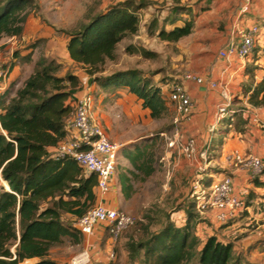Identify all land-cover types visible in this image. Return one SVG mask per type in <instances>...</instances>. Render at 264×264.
Here are the masks:
<instances>
[{
	"label": "trees",
	"instance_id": "obj_1",
	"mask_svg": "<svg viewBox=\"0 0 264 264\" xmlns=\"http://www.w3.org/2000/svg\"><path fill=\"white\" fill-rule=\"evenodd\" d=\"M34 0H0V42L4 38L20 37L24 32V12ZM149 7L143 0H124L106 5L90 16L85 24L67 33L65 49L70 59L86 72L85 78L62 74V64L55 59L42 58L34 73L23 87L11 96L10 89L0 97V264H59L50 259L51 249L68 238L81 242L82 235L65 224L64 216L82 217L100 202L97 193L98 176L87 174L71 157L56 159L53 149L71 138L69 121L75 115L78 94L84 81L105 92L128 91L149 111L150 120H160L170 112V81L157 79V74L138 70L116 71L104 75L110 63L118 61V47L129 37L142 30L141 14ZM186 9L172 8L168 22L173 26L161 27L159 37L168 43H177L194 33L195 24L183 21ZM189 14V13H188ZM177 16H180L179 19ZM157 19L148 26L155 34ZM126 52L145 59L155 54L143 45H129ZM254 77V71L246 70ZM248 103L255 108L264 107V77L254 84L243 86V96L235 101ZM238 115L235 125L241 128L248 119ZM124 149V148H122ZM133 167L145 178L155 173L154 156L148 146L128 153ZM135 171L120 175L123 193L130 198L132 182L139 178ZM261 176H264V171ZM260 176V177H261ZM252 181L256 188L264 187L263 180ZM8 183L7 190L2 182ZM208 188L212 179H203ZM189 186V185H188ZM187 197H190L188 194ZM186 197V198H187ZM256 193L250 191L246 199L252 207ZM263 203H264V196ZM184 214L185 220L170 218L157 233L142 241L128 245L129 254H142L140 264H255L235 251V240L219 233L225 225L213 227L212 233L203 231L197 202L184 201L171 213ZM222 224V223H221ZM105 236H107L105 234Z\"/></svg>",
	"mask_w": 264,
	"mask_h": 264
},
{
	"label": "rangeland",
	"instance_id": "obj_2",
	"mask_svg": "<svg viewBox=\"0 0 264 264\" xmlns=\"http://www.w3.org/2000/svg\"><path fill=\"white\" fill-rule=\"evenodd\" d=\"M122 1L124 0L118 2L113 0H34L32 6L24 12L26 20L23 34L20 37L4 38L0 42V67L9 72L6 90L10 89L11 96H13L16 91L21 89L25 81L34 73L36 63L42 58H52L62 64V74L80 72L81 77L85 78L86 72L84 69L72 65L70 58L59 49L64 50L63 44L68 39L67 33L85 24L90 16L106 5H114ZM143 1L148 3L149 7L141 14L142 30L138 35L129 37L119 45L117 50L118 61L108 64L107 72L104 75L128 70H138L148 74L156 73L157 79L165 78L171 82L165 89L168 91L175 84L185 86L183 76L187 72L199 73L200 67L205 64L204 57L208 56L211 57L212 64L208 66L209 75L205 76L204 74L203 77L211 80L213 78L212 70H217L221 64L218 57L220 49H224L230 41L236 39L230 34L232 31L231 26L227 30L224 25L219 24L225 23L223 21L224 17L222 12L217 11V6L212 3L213 0ZM172 8L187 9L189 14L186 12L181 16L183 17L181 19L183 21L192 20L196 27H200L199 31L177 43H168L161 40L159 37L160 28L165 27L166 30H170L174 26L166 20L170 17ZM179 17L177 16L178 19ZM245 18L250 19L249 15L240 19L238 21L240 27H243ZM155 19L159 21V26L155 34H151L148 31V26ZM241 20H243L242 23ZM251 25L260 27V35L257 38L259 39L264 33V21L255 19V23ZM215 29L218 30V33L212 32ZM227 32H229V36ZM129 45H143L154 52L155 56L151 59H145L138 55H130L125 50ZM234 61L238 60L234 59ZM246 74L244 71L245 76ZM84 82L86 83V81ZM244 84H253L252 77L249 76L247 82L237 83L235 81L234 84L231 83L230 85L233 103L230 112L233 116H227L220 123H217L216 117H214L216 112L211 111L214 120L212 125L205 126L206 132L204 134H201L199 124H203L204 117L207 116L208 108L205 101L208 93L202 92L200 96H192L194 105L193 121L189 125L182 126L181 138L184 146L192 138L196 141L194 151L196 162L194 165L187 160L181 146L173 144L174 121L177 116L174 105H170V112L164 118L150 120L149 115L141 118L137 112L136 114L133 112L134 102H131L132 107L129 108L128 113H123L121 110L122 104L127 106V102H119L115 97L111 98L112 102V100H109L112 97L109 93L110 96L107 99L111 106L105 104V112L115 119L114 127L112 126L113 134L117 139H120L121 143L129 142L124 144L125 147L123 148L130 153L137 151L138 147L148 146L149 152L154 156L156 170L149 178L138 174L139 178L133 180V198L128 201L122 200L119 206V210L132 216L135 223L126 229L117 241L115 245L117 260L114 264L142 263V254H129L128 245L136 244L149 235L157 233L169 218L177 222L185 220L184 214L172 215L171 213L184 201L192 199V193L196 191L194 188L196 180L200 181L201 178L202 180L212 179L214 182L226 176L233 178L234 181L236 177H239L242 188L241 197L247 199L250 190L254 189L253 184L250 188L247 187L252 181L247 180L248 177H241L246 175V172L243 171L245 169L230 166L226 163V155L237 151L234 150L237 145L240 146L246 143L249 147L254 142L259 145L260 140L253 139V128H257L261 133L264 131L261 127L254 126L251 120L249 123L241 122V128L235 125L238 115L244 114L247 118L250 116L248 112L250 107L247 102L235 101ZM187 87L192 94L196 93L193 92L190 85H187ZM101 91L99 90V92ZM91 94L94 98L93 115L95 120L103 125L99 117L95 115L97 94L93 91H91ZM129 115L132 118H129ZM224 123L225 125H222ZM104 129L109 135L107 129ZM111 141L118 143L113 138ZM261 142L264 143V134ZM242 147L241 152L244 156L251 154L249 148ZM260 158L264 159V156ZM117 167L124 170L128 169L127 167L133 169L131 162L122 155L121 151ZM200 167L204 170L200 171ZM233 173L241 176H235ZM118 176L117 171L115 180L116 178L118 180ZM2 185L4 186L3 183ZM188 194L190 197H187ZM262 196L264 194H257V198L249 211H244L230 222L221 224L225 226L219 231L226 239L235 240L237 244L235 251H239L243 259L255 264H264V203L262 202ZM107 198L108 196L104 198V201ZM199 215L203 221L199 224V228L203 231L208 229V233L211 234L212 228H216L218 225L213 221L215 218L214 213L208 211L204 214L199 213ZM65 217L66 215L64 216L65 224H68L74 230V220ZM81 239L79 243L66 238L62 244L51 249L50 259L57 261L59 264H72L74 258L81 255L88 248L91 255L93 254L92 264H99L96 261L95 254L99 251L106 253L108 246L105 227L100 224L95 228L94 236L91 238L89 245L91 248L87 246L83 236ZM196 262L197 260L194 259L189 264H195Z\"/></svg>",
	"mask_w": 264,
	"mask_h": 264
},
{
	"label": "built area",
	"instance_id": "obj_3",
	"mask_svg": "<svg viewBox=\"0 0 264 264\" xmlns=\"http://www.w3.org/2000/svg\"><path fill=\"white\" fill-rule=\"evenodd\" d=\"M254 2L255 0H242L238 11V21L252 12ZM234 29L236 39L218 53L220 60L225 62L228 67L232 65L234 59L244 66L247 59L255 54L257 38L260 35V27L257 25L245 27L235 25ZM237 40L239 41L237 42ZM8 74V71L0 67V97L7 88ZM183 81L218 92L221 102L217 106L215 114L217 123L227 116H233L230 112L233 105L231 89L225 80H207L196 73L187 72L183 76ZM88 86L87 81L84 82L83 90L77 97L75 115L68 123V128L72 133L71 138L61 143L52 152L56 159L73 158L87 174L95 173L98 176L97 193L100 202L82 217L75 218L73 228L84 237L87 246H89L95 228L102 224L105 227V234L108 236L107 251L106 253L97 252L95 258L99 264H114L117 260L115 245L122 233L134 225L135 219L104 203V198L110 194L111 186L115 180L119 153L123 145L112 142L103 126L95 120L93 115L94 98ZM168 100L175 106L177 112L174 121L173 144L181 146L187 160L194 165L196 162L194 155L196 141L192 138L184 146L181 138L182 126L189 125L193 121L192 97L184 85L175 84L169 92ZM250 116L256 125L264 126L257 114L250 113ZM226 162L230 166L250 170L252 179L260 177L264 171L263 158L252 154L244 156L240 151L228 153ZM199 169L200 171L204 170L201 167ZM5 183L7 186L4 185V187L10 190L8 183ZM194 188L196 191H193L192 199L197 202L198 212L204 214L212 211L214 219L218 223L226 224L240 213L251 209L247 206L246 199L236 194L234 181L231 177L224 176L217 179L208 188L202 184L201 178L200 181L194 182ZM92 258L93 254L91 255L87 248L81 255L74 258L72 264H92Z\"/></svg>",
	"mask_w": 264,
	"mask_h": 264
},
{
	"label": "crops",
	"instance_id": "obj_4",
	"mask_svg": "<svg viewBox=\"0 0 264 264\" xmlns=\"http://www.w3.org/2000/svg\"><path fill=\"white\" fill-rule=\"evenodd\" d=\"M204 2H206V1H204ZM241 2H242V0H213L212 1V3L217 6V11L219 10L220 12H222L223 17H224L223 18L224 20L223 19L222 20L226 23V24L225 23L224 24L223 23H219V24L224 25L225 29H227V30H228V27L231 26L230 29L232 31H231L230 34L233 37L236 35L234 26L235 25H240V24L237 23L238 22L237 18H238V11L240 9ZM234 5L236 6L235 8H234ZM249 17H250V19H248V18L244 19L243 27L250 26L252 23H255V19L264 21V0H255L252 12L249 14ZM242 21L243 20H241V23H242ZM199 28H200L199 26L196 27V25H195L194 32H198ZM212 32L218 33V30L215 29V30H212ZM227 35L229 36V32H227ZM66 42L67 41H65V43L63 44L64 45V47H63L64 50H61V49H59V50L62 51L63 53H65L70 58L68 52L65 49ZM54 51H55V49H54ZM204 58H205V62H204L205 64H203L200 67V69H199L200 72L196 73V74H198L200 76H203L204 74H205V76H208L209 75V67L208 66H210V64H212L211 59H210L211 57L205 56ZM70 62H71L72 65H76L71 59H70ZM241 64L242 63H240L238 61H234L232 63V65L230 67H228V65L225 62L221 61V64H220L219 68L217 70L216 69L212 70V74H213V78L212 79L213 80H225L226 83L229 84V86L231 85V83L234 84L235 81L237 83H239V82L242 83V82H245V81L247 82L248 79H249V76H247V75L245 76L244 75V71L246 72V70H250L252 72L254 71V73H255V76L252 78V83L254 85L259 83L262 80V78L264 77V33L257 40L256 48H255V54L253 55V57L248 59L247 62L244 63V66L241 65ZM192 73H194V72H192ZM75 74H77V75L80 74L79 76H82L80 72L75 73ZM185 83H186L185 87L189 91L191 97L193 95H194V97L195 96H200L202 94V92H207L208 93L207 94V100L205 101L206 102V106L208 108L207 116L204 117L205 120H204L203 124H199V128L201 130V134H204V132H206L205 126L210 125V124L212 125L214 117H215V116L212 117V114L210 112L211 111L212 112H214V111L216 112L217 106L221 102V98H220V96H219L217 91H212V90H209V89L204 88V87H198V86H196V85H194L192 83H188V82H185ZM187 85H190L192 87V89H193V92H196V93L192 94V92L188 89ZM244 85H247V84H244ZM244 85H242V87ZM242 87H241V92L237 94V96H239V97L243 96ZM89 90L93 91V92H96V94H97L96 103H95V115L97 117H99L100 122L103 124L102 126L107 129L110 138L112 137L118 143H121V141H120V139H117V137L113 134V131H112V129H113L112 126L114 127L115 119L112 118L111 116H109L105 112V108H106L105 104L111 106V104H109V100H112L111 98L115 97L119 102L120 101H126L127 102V106L128 107L125 106L124 104H122V109L121 110H122L123 113H126V112L128 113L129 108L132 107L131 106V102H134L135 103V106H134L135 108H134L133 112L135 114L137 112L139 114V117H141V118L144 117V116L147 117L149 115V111L144 110L141 107L140 103L137 101V99L135 97H133L132 95H129L128 91L125 90V89H121V90H118L116 92H105L103 90L101 91V88H99L98 86H90V84H89ZM99 90L101 92H99ZM238 90L240 91V88ZM109 93H110V95L112 97H110V99L108 100L107 98H109V96H110ZM192 100H193V98H192ZM244 101H246L247 104L250 107V109H248L249 110L248 112L251 113L252 115L253 114H257L260 117V119L263 122V124H264V107L255 108V107H253L252 105H250L248 103L247 99H245ZM112 102H113V100H112ZM116 103H118V102L116 101ZM240 115H243L242 117L245 118V119H248L249 122H250V120L253 122L251 116H249L247 118L244 114H240ZM130 117L132 118V116L129 115V118ZM144 119H146V118H144ZM253 124L256 127H261L262 129H264V126L256 125L254 122H253ZM222 125H225V123L222 124ZM252 133H253L252 134L253 139H256V141L260 140L259 145L255 144V142H254L253 145L248 147V145H246V143H243L240 146L237 145L234 150H237V151L241 152V148H243L242 146H245L246 148L250 149V153L252 155H254V156L257 155L258 157L259 156L263 157L264 156V143L261 142V139L263 141L264 131H262V133H261V131L258 130L257 128H253L252 129ZM127 143H129V142H125L124 144H127ZM121 144L123 145V147H125V145L123 143H121ZM121 152H122V155L124 157H126V159L128 161H130V159L128 158V153H130V152H128L127 149L126 150L122 149ZM127 168L128 169L124 170L123 168L117 167V169H118L117 171L119 173L118 180H117V178H116V180H114V182H113V184L111 186V192L108 195L107 200L104 201V203H106L111 208L119 209V206H120L122 200L128 201V200H131L133 198L134 191H133L132 196L130 198H126L125 197V194L123 193V189H122V184L120 182V175H122L124 173H128V171H135L137 175L141 174V173L136 171L134 167H133V169H130V167H127ZM243 171L246 172L245 173L246 175H242L241 176L239 174L237 175V173H233V174H235V176L248 177L247 180H250V181L254 180L251 177V171L250 170L245 169ZM260 178L264 182V176H261ZM240 184H241V179L239 177H236V179H234V186H235V192L239 196L242 195V192H241L242 188H241ZM252 184L253 183L248 184L247 187L250 188V186ZM132 185H133V188H134V181L132 182ZM250 191H254L255 193L257 192L256 195L257 194L259 195L260 193L264 194V187L256 188L254 186V189L250 190ZM65 218L66 219L69 218L71 220L75 219L71 215H66ZM213 221L215 223H218L215 219H213ZM219 225H221V223H218L217 226H219ZM37 261L38 260L35 259V260H32V261H28L25 264H33V263H35Z\"/></svg>",
	"mask_w": 264,
	"mask_h": 264
},
{
	"label": "bare ground",
	"instance_id": "obj_5",
	"mask_svg": "<svg viewBox=\"0 0 264 264\" xmlns=\"http://www.w3.org/2000/svg\"><path fill=\"white\" fill-rule=\"evenodd\" d=\"M3 184H4L5 186H7V184L5 183V181H3Z\"/></svg>",
	"mask_w": 264,
	"mask_h": 264
},
{
	"label": "water",
	"instance_id": "obj_6",
	"mask_svg": "<svg viewBox=\"0 0 264 264\" xmlns=\"http://www.w3.org/2000/svg\"><path fill=\"white\" fill-rule=\"evenodd\" d=\"M89 84H91V81H89Z\"/></svg>",
	"mask_w": 264,
	"mask_h": 264
}]
</instances>
